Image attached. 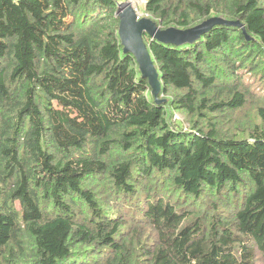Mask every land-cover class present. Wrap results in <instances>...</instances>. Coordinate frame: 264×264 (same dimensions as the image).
<instances>
[{
	"label": "trees",
	"instance_id": "16d2710c",
	"mask_svg": "<svg viewBox=\"0 0 264 264\" xmlns=\"http://www.w3.org/2000/svg\"><path fill=\"white\" fill-rule=\"evenodd\" d=\"M124 1L0 0V264H264V0H142L161 29L237 23L144 37L162 104Z\"/></svg>",
	"mask_w": 264,
	"mask_h": 264
},
{
	"label": "water",
	"instance_id": "95a60500",
	"mask_svg": "<svg viewBox=\"0 0 264 264\" xmlns=\"http://www.w3.org/2000/svg\"><path fill=\"white\" fill-rule=\"evenodd\" d=\"M117 17L119 19L118 38L122 52L134 57L141 78L147 81L151 96L156 104H162L164 100L160 99L162 94L159 76L149 53V45L144 42V37L148 38L150 42L156 41L163 45L179 47L193 44L215 26L237 24L226 22L220 18H210L185 30L173 27L161 29L151 19L140 18L130 2L122 4V7L117 11Z\"/></svg>",
	"mask_w": 264,
	"mask_h": 264
},
{
	"label": "rangeland",
	"instance_id": "374dc122",
	"mask_svg": "<svg viewBox=\"0 0 264 264\" xmlns=\"http://www.w3.org/2000/svg\"><path fill=\"white\" fill-rule=\"evenodd\" d=\"M126 2H130L132 7L135 9V12L137 13V15L140 18H148V15L146 13H144L143 11V1L142 0H125ZM124 1V2H125ZM254 86H256V83L252 84V87L254 88ZM253 91L255 92L254 94H260V90L257 89V87H255L253 89ZM172 112L168 113V120L171 119V114ZM232 121L233 123H237L239 122L243 127L247 124V123H259L260 119L257 117L256 115V108L254 106H245L244 109L235 112V114H232ZM176 119V120H174ZM173 120L174 122H178L181 123L184 127L186 128H190L189 126V121L188 118L186 117V115L182 114V113H175L173 114ZM225 120V119H224ZM242 126L240 129H242Z\"/></svg>",
	"mask_w": 264,
	"mask_h": 264
}]
</instances>
